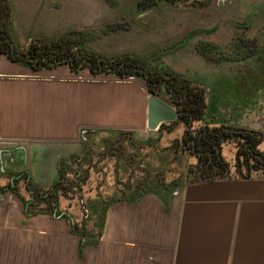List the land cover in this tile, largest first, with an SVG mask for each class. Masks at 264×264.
I'll use <instances>...</instances> for the list:
<instances>
[{
	"label": "crops",
	"instance_id": "1",
	"mask_svg": "<svg viewBox=\"0 0 264 264\" xmlns=\"http://www.w3.org/2000/svg\"><path fill=\"white\" fill-rule=\"evenodd\" d=\"M10 3L17 47L91 26V4L80 0ZM260 46L262 52L230 62L227 70H212V80L220 82L213 88V115L207 112L210 99L203 84L206 114L194 123L264 136V85L250 86L253 77L264 82V63L251 67L264 62V41ZM200 63L201 68L207 64ZM206 76L198 74V84ZM243 76V84L231 83ZM222 77L229 82L222 84ZM150 92L132 78L79 74L62 65L33 70L0 51V186L7 184V174L27 171L37 186L48 189L58 179L60 161L86 149L92 156H124L118 154L120 144L131 137L120 135L146 130ZM160 95L173 103L168 91ZM107 132L114 135L98 137ZM224 142L218 156L227 167L222 171L214 165L206 176L195 141L182 142L185 150L193 147L197 159L182 184H168L161 192L151 186L136 198L111 203L96 244H84L71 227H62L64 210L42 213L39 206H29L30 199L0 188V264H264V169L243 177L248 168H238L236 157L230 158L233 164L224 157Z\"/></svg>",
	"mask_w": 264,
	"mask_h": 264
},
{
	"label": "rangeland",
	"instance_id": "2",
	"mask_svg": "<svg viewBox=\"0 0 264 264\" xmlns=\"http://www.w3.org/2000/svg\"><path fill=\"white\" fill-rule=\"evenodd\" d=\"M137 1L80 0V4L84 2L87 6L91 4L92 22L88 28L89 33L87 32L89 35H85L78 42L76 49L84 48L88 53H96L108 59L132 54L145 60L147 67L174 73L189 80L196 87L200 84H198L200 81L197 75L208 74L205 78L207 80L201 83L199 88L204 89L203 84H206L210 99L207 112L211 117L213 88L216 84H220V82L215 84L212 80V74L215 72L212 70L218 67L217 70L225 71L230 62L245 60L251 54L263 51L260 44L264 41V0H198L201 3L197 5H191L193 0L186 3L159 0L155 6L146 9L138 8ZM115 22H120L127 28L117 32L104 31L107 23ZM255 40L256 43H254ZM201 42L203 46L208 47L207 50L211 49L207 51V54L215 58L212 62L206 61L205 57L197 52V45ZM27 47L28 45L19 47V50L25 52ZM199 58L208 65L201 68ZM262 63L264 62L260 60L254 61L251 67H259ZM60 65L72 69L67 62ZM76 72L92 73L101 78H132L147 86L145 77L137 72L120 75L115 71L103 70L93 73L88 67ZM245 79V76L238 77L231 83L239 86ZM221 80L222 84L224 81L229 82L228 78L222 77ZM263 85L264 82L259 77H253V83L250 84L254 88L263 87ZM193 126L196 134L200 128L208 127L198 123H194ZM185 133V125L180 124L171 133H158L146 128L141 133L129 135L130 140L120 144L118 154L124 155L119 158L120 160L110 157L95 163L98 165L99 172H91L89 181L91 184L85 185L84 198L88 200L102 193L110 196L116 192V189L122 193L126 191L123 188H126L128 181L137 183L138 180L143 181L145 178L150 182L162 178V185L157 187L159 192L168 190L167 185L172 182H177L180 186L181 181L186 179L189 165L197 162L190 146H187V150L184 151L186 143H179L181 146L176 143L174 146L175 140L183 141ZM111 135L114 134L107 132L99 134L98 137L107 138ZM151 138L155 139L151 142L149 141ZM224 143V157L235 158L236 142L231 140ZM261 148H263L261 151H264V142ZM105 151L106 149H102V152ZM230 163L233 164L234 159H230ZM16 174V172L7 174V184H9V177ZM12 181H15V177ZM31 184L35 188L36 183L32 178ZM19 187L23 200L30 199L31 195L20 181ZM69 202V199L64 198L60 210H67L74 218L81 220L84 215L83 206L76 199L71 204ZM69 221L65 218V221H62V227H71Z\"/></svg>",
	"mask_w": 264,
	"mask_h": 264
},
{
	"label": "trees",
	"instance_id": "3",
	"mask_svg": "<svg viewBox=\"0 0 264 264\" xmlns=\"http://www.w3.org/2000/svg\"><path fill=\"white\" fill-rule=\"evenodd\" d=\"M158 1L159 0H138L137 6L138 8L146 9L155 6ZM167 1L171 3H177L179 1L186 3L189 0ZM200 3L201 2L198 0H193L191 5H197ZM11 22L12 6L10 0H0V51L13 61L32 68L33 70L52 68L72 60L77 53L75 46L85 35H89L87 34L89 31L88 29L69 31L56 38L42 39L39 42H32L27 51L22 52L14 43L11 33ZM126 28L127 26L120 22L107 23L104 31L117 32ZM254 43H256V40ZM207 48L208 47L205 45H202V42L198 43L197 52L201 56L203 55L206 61L212 62L215 58H213V56L212 58L208 56L209 54H207V51H211V49L207 50ZM123 57L126 59V63L124 67H119L123 68V71L130 69V74L133 72L141 73L148 82L153 79L151 77L152 69L147 67L145 60L132 54H124ZM120 71L116 73H122ZM178 78L180 85L178 89L172 92V99L174 105L179 110V117L174 122L162 124L158 130L160 133L164 131L171 133L176 130L180 124L185 126L190 125L192 128L194 121L202 120L206 114V102L202 88L193 86L192 82L187 79L179 76ZM232 129L234 128H231L230 130H219L217 127H206L200 130L213 134L217 139L224 136V141L234 140L237 144L235 159L238 168L245 165L249 172L251 170H263L264 151H261L258 147L262 138L252 130L242 128H237L236 130ZM130 133L131 132H122L120 135L122 140H126ZM209 143L213 145V143H218V141L215 142L214 140H209ZM109 150H112V148H109ZM115 152L113 151L112 153ZM111 156H113V154H111ZM103 159V154L100 153L97 156H92L90 155V151L86 149L84 150V153L80 155H74L68 159L60 161L58 179L48 189H42L37 185L33 188L31 184V188L34 189L39 196L34 200L37 201V204L32 203L31 206H39V211L42 213H61L63 211L60 210L61 198L69 199V204H71L74 199H76V201L78 200V203L83 206L84 215L82 219L77 220L72 214L65 212L67 210H64L65 213L63 214V217L70 220L69 224L72 230L84 240V244L97 243L105 223L107 208L111 203L122 198H136L149 190H153L154 188L149 189L151 186L157 187L162 185V178L160 180L155 179L153 182H150L147 178L143 181L138 180L137 183L128 181L126 188H123L126 190L125 192L120 193V190L116 189V192L110 196H106L103 193L101 195L98 194V201H92L90 198L86 200L84 198V188L88 183L91 184V182H89L91 169H93L95 173H98V165L95 163L101 162ZM198 165L205 169L202 175L206 176L211 175L214 165H218L221 170L224 171L228 164L219 158L216 150H212L206 158H201ZM209 170H211V172H209ZM177 184V182H172L169 185Z\"/></svg>",
	"mask_w": 264,
	"mask_h": 264
},
{
	"label": "flooded vegetation",
	"instance_id": "4",
	"mask_svg": "<svg viewBox=\"0 0 264 264\" xmlns=\"http://www.w3.org/2000/svg\"><path fill=\"white\" fill-rule=\"evenodd\" d=\"M41 40H39V39L31 40L27 49L30 47V44L32 42H39ZM17 48L19 49V47H17ZM67 63H69L70 66L72 67V70H75V71H80V70L88 67L89 70H91V72H93V73H99L103 70H109L112 72H114V71L119 72L121 70L120 72H122V73H120V74H130L129 73L130 69L123 71V68H119V67H124V65L126 63V59H124L123 56L108 59L106 57L99 56L96 53H88L86 51V49H84V48L77 49V53L75 54V57L72 60L68 61ZM151 77L153 79L149 82L147 81V88L149 91H152V92L159 91V93L161 94L166 89L168 91V93H170V96L173 97V95H171L172 92H174L176 89H178V87L180 85L178 76L176 74L168 72V71L163 72L160 69H157V70L152 69ZM194 132L195 131L193 128H191V127L188 129L186 128V133L184 135L183 141L177 140L176 142H174V146L176 143H178V144L182 143V142L189 143L191 140H194L195 145H196L195 151L197 152V156L199 158V161L201 160V158H206L209 155V152H212V150H216V152L218 153V148L221 147V144L225 138L222 139V136H221L220 139H217L216 137H214L213 134H210L207 131H204L203 135L201 136L200 134L202 133V130H200V129L197 132V134ZM209 140H214L215 142L218 141V143H215V144L213 143V145H212L209 143ZM179 145L181 146V144H179ZM258 147H259V145H258ZM190 148H192V147H190ZM184 151H185V147H184ZM235 165H236V159H235ZM16 173H17L16 176H10L9 177V184H6L5 186H0V188L3 189V191H11L15 195L22 198V192H21L20 187H19V181H20V183L22 182L25 189H27V191L31 195L30 204L36 203L37 201H34V200H35V198H37L39 196H38V193L34 189L31 188V177H30V175L28 174L27 171H19ZM13 177H15V181H12ZM65 212H68V211H65ZM67 214H69V213H67Z\"/></svg>",
	"mask_w": 264,
	"mask_h": 264
},
{
	"label": "water",
	"instance_id": "5",
	"mask_svg": "<svg viewBox=\"0 0 264 264\" xmlns=\"http://www.w3.org/2000/svg\"><path fill=\"white\" fill-rule=\"evenodd\" d=\"M166 90V89H165ZM178 108L168 100L164 99L159 91L150 92L148 97L147 128L151 131L159 130L164 123H171L178 119ZM191 126L189 125L188 128ZM250 172L243 177L249 178Z\"/></svg>",
	"mask_w": 264,
	"mask_h": 264
}]
</instances>
